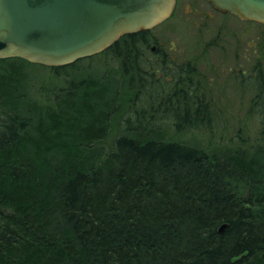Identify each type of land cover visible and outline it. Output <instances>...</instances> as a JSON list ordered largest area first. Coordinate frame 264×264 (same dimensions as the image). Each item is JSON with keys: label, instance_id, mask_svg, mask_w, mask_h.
Instances as JSON below:
<instances>
[{"label": "trees", "instance_id": "trees-1", "mask_svg": "<svg viewBox=\"0 0 264 264\" xmlns=\"http://www.w3.org/2000/svg\"><path fill=\"white\" fill-rule=\"evenodd\" d=\"M149 34L103 52L121 79H72L51 100L29 98L33 64L0 60V264H264L263 71L233 69L257 130L225 134L194 59ZM194 128L208 141L181 140Z\"/></svg>", "mask_w": 264, "mask_h": 264}, {"label": "rangeland", "instance_id": "rangeland-1", "mask_svg": "<svg viewBox=\"0 0 264 264\" xmlns=\"http://www.w3.org/2000/svg\"><path fill=\"white\" fill-rule=\"evenodd\" d=\"M149 38L153 51L157 47L176 63L194 59L193 65L210 86L209 97L216 110L221 111L222 124L227 126L223 131L225 134L235 132L239 122L241 125L245 122L250 134H255L257 126L253 118L248 119L246 109L254 92L240 87L242 80L235 76L233 69L249 74L253 66L259 65L264 74V25L219 14L203 0H176L171 18L150 30ZM120 61V58H109L102 52L77 61L78 67L71 77L57 76L47 67L29 66L30 73H25L27 93L30 99L51 100L61 89L69 87L72 79L76 83L87 78L121 79ZM28 76L31 77L29 82ZM248 83L256 85L253 79ZM135 88L133 92H136ZM132 97L130 93L129 98ZM159 125L161 130L172 134L171 121L165 120ZM195 128L187 130L181 140L193 142L196 135V139L201 135L203 142H207L208 137Z\"/></svg>", "mask_w": 264, "mask_h": 264}, {"label": "water", "instance_id": "water-1", "mask_svg": "<svg viewBox=\"0 0 264 264\" xmlns=\"http://www.w3.org/2000/svg\"><path fill=\"white\" fill-rule=\"evenodd\" d=\"M204 1L218 13L264 25V0ZM173 8L174 0H0V59L67 66L153 29Z\"/></svg>", "mask_w": 264, "mask_h": 264}]
</instances>
